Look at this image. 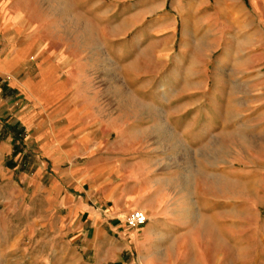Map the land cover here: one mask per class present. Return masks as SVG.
Listing matches in <instances>:
<instances>
[{
  "label": "crops",
  "instance_id": "0c3cea01",
  "mask_svg": "<svg viewBox=\"0 0 264 264\" xmlns=\"http://www.w3.org/2000/svg\"><path fill=\"white\" fill-rule=\"evenodd\" d=\"M93 1L0 0V264H24L26 208L67 264H233L234 180L264 181L233 156L264 129V0H188L155 46L73 25Z\"/></svg>",
  "mask_w": 264,
  "mask_h": 264
},
{
  "label": "rangeland",
  "instance_id": "374dc122",
  "mask_svg": "<svg viewBox=\"0 0 264 264\" xmlns=\"http://www.w3.org/2000/svg\"><path fill=\"white\" fill-rule=\"evenodd\" d=\"M84 1L73 0L74 8L78 6L77 9H82L81 7L86 6ZM88 3V9L98 8L103 12V16L91 18L95 13L90 12L88 18L73 17V25H80L81 21L85 20L89 25H98L104 29L105 41L110 39L108 33L111 34V27H114L120 41L132 39L143 43L152 42L155 46L166 37L167 31L169 36L176 34L178 28L183 32L196 20L193 14L186 13L188 0H182V4L177 0H100ZM253 123L250 119L247 137L243 138L246 144L242 147L234 145L233 148L234 159L238 156L242 159L241 172L249 174L250 178L264 171V165L253 159L264 158V129L259 126L252 128ZM242 178L245 179L244 175ZM235 188L234 180L233 221L229 230L228 226L226 227L227 233L231 232L233 264H264V199L260 202L261 196L264 197V181L258 182L256 187H252L250 183L248 194L242 191L237 195ZM253 197L259 199V208L252 206ZM30 210L26 208L18 215L11 212L14 216L5 227L10 239L13 234L22 235L19 242L12 243L14 251L23 249L24 264H67L70 259L61 257L58 251L56 257L54 249V245L58 247L57 250L61 249L64 241H60L61 238H57L56 242L49 240L52 228L48 221L45 225H31L33 211ZM56 234L61 235V232L57 230ZM9 256L14 264L21 262L20 258L17 260L16 252L11 251Z\"/></svg>",
  "mask_w": 264,
  "mask_h": 264
},
{
  "label": "built area",
  "instance_id": "2783aa9c",
  "mask_svg": "<svg viewBox=\"0 0 264 264\" xmlns=\"http://www.w3.org/2000/svg\"><path fill=\"white\" fill-rule=\"evenodd\" d=\"M147 218L148 217L145 211L141 209H135L127 215L126 222L129 226L136 227L145 223Z\"/></svg>",
  "mask_w": 264,
  "mask_h": 264
}]
</instances>
